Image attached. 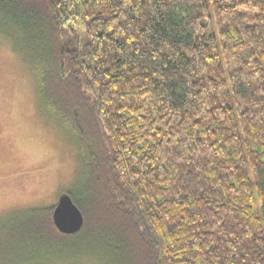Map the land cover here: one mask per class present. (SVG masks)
Listing matches in <instances>:
<instances>
[{"label": "trees", "instance_id": "16d2710c", "mask_svg": "<svg viewBox=\"0 0 264 264\" xmlns=\"http://www.w3.org/2000/svg\"><path fill=\"white\" fill-rule=\"evenodd\" d=\"M0 34L84 165L81 228L9 212L0 264H264V0H0Z\"/></svg>", "mask_w": 264, "mask_h": 264}, {"label": "rangeland", "instance_id": "374dc122", "mask_svg": "<svg viewBox=\"0 0 264 264\" xmlns=\"http://www.w3.org/2000/svg\"><path fill=\"white\" fill-rule=\"evenodd\" d=\"M36 86L32 66L0 34V231L6 214L54 205L84 172L75 136ZM36 264L102 263L77 253Z\"/></svg>", "mask_w": 264, "mask_h": 264}, {"label": "water", "instance_id": "95a60500", "mask_svg": "<svg viewBox=\"0 0 264 264\" xmlns=\"http://www.w3.org/2000/svg\"><path fill=\"white\" fill-rule=\"evenodd\" d=\"M52 220L62 233H74L80 229L84 217L81 209L67 191H62L52 209Z\"/></svg>", "mask_w": 264, "mask_h": 264}, {"label": "bare ground", "instance_id": "6f19581e", "mask_svg": "<svg viewBox=\"0 0 264 264\" xmlns=\"http://www.w3.org/2000/svg\"><path fill=\"white\" fill-rule=\"evenodd\" d=\"M56 227V226H55ZM81 228V227H80ZM71 234V233H70Z\"/></svg>", "mask_w": 264, "mask_h": 264}]
</instances>
